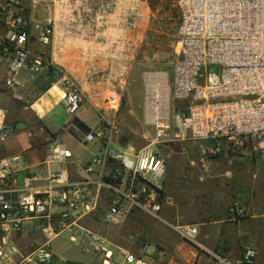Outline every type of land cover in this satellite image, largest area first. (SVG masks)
<instances>
[{
	"label": "built area",
	"instance_id": "built-area-1",
	"mask_svg": "<svg viewBox=\"0 0 264 264\" xmlns=\"http://www.w3.org/2000/svg\"><path fill=\"white\" fill-rule=\"evenodd\" d=\"M30 1L37 4L41 0ZM176 4L178 51L171 96L175 103H186L185 113H174L177 128L188 132L192 141L204 143L206 160L238 153L246 140L258 144L253 147L257 151L264 143V0H177ZM0 22L5 29L0 53L10 61L6 86L20 85L24 71L36 74L44 65H52L29 48L33 33L39 44L51 43L55 34L52 17L32 22L20 0H7L0 2ZM209 66L218 69L208 72ZM56 75L65 112L74 118L85 104V94L60 69ZM109 99L114 114L98 112L102 121L98 132H83L70 122L83 144H100L90 159H76L56 137L48 140L39 171L21 168L19 156L0 159V264H76L53 249V242L63 235L84 253L98 255L99 264H151L148 253L139 256L113 245L86 222L101 219L118 224L133 211L160 217L159 184L166 166L156 147L170 129V105L165 118L149 121L157 132L146 147L120 149L115 137L122 97L113 92ZM11 135L6 113L0 110V145ZM71 165L76 166L75 172ZM229 212L235 218L244 216L237 203ZM29 226L30 233L40 227L44 241L30 244L24 253L16 239ZM176 229L192 241L199 233L192 225ZM157 254L165 255L163 251ZM212 255L218 264H231L219 254ZM257 257L256 250L246 248L240 264H256Z\"/></svg>",
	"mask_w": 264,
	"mask_h": 264
},
{
	"label": "crops",
	"instance_id": "crops-1",
	"mask_svg": "<svg viewBox=\"0 0 264 264\" xmlns=\"http://www.w3.org/2000/svg\"><path fill=\"white\" fill-rule=\"evenodd\" d=\"M20 2L32 22L47 17L54 19L55 34L51 43L39 44L33 33L29 44L33 53L41 55L52 65H44L36 74L24 71L18 79L20 85L12 88L7 86V93L1 96L0 110L5 111L6 124L13 131L11 137L0 145V159L19 156L18 164L21 168L39 171L48 140L59 138L46 121L57 107L64 105L56 70L63 71L84 92L85 104L81 110L87 106L88 111H104L108 116L113 115L110 93L117 92L122 97L128 86H124V82L132 69L128 62L132 46L127 44L135 43V36L132 37L129 29V13L134 14L137 10L139 14L144 3L140 0H41L37 4L30 0ZM4 34L5 29L0 22V37ZM5 58L0 53L1 61ZM49 67L55 71V82L46 91L40 92L39 77ZM8 71L9 67L5 81ZM13 99H18L17 108L25 116L23 119L11 117L8 120L9 106L13 104ZM76 118L79 117H71L64 129L83 146L80 155L74 153L75 158L88 160L97 153L100 144L85 146L79 140V131L70 124ZM80 120L86 124L84 118ZM19 122L25 123V128L17 129ZM115 144L120 149L132 145L118 143L116 137ZM196 144L200 156L196 155ZM247 148L248 144L238 153L232 154H244L249 151ZM156 150L164 158L166 166L159 184L161 212L159 218L146 220L153 221L147 230L150 247H159L165 255L159 257L157 253L146 252L148 261L151 264H218L212 255L216 253L231 264H240L246 248H253L258 255L256 264H264V196L257 193L249 196L236 194L229 183L233 179L232 175L218 176L211 173L210 168L218 165L219 158L226 155L206 160L203 157L204 143L192 141L189 133L182 132L177 126H170ZM70 169L75 172L76 166L71 165ZM233 202L242 207L243 217L235 218L231 215L229 207ZM134 215L142 217L145 214L133 211L129 218ZM185 225L198 228L196 240L187 239L176 229ZM24 233L16 239L17 243L24 239ZM19 246L27 253L30 244Z\"/></svg>",
	"mask_w": 264,
	"mask_h": 264
},
{
	"label": "rangeland",
	"instance_id": "rangeland-1",
	"mask_svg": "<svg viewBox=\"0 0 264 264\" xmlns=\"http://www.w3.org/2000/svg\"><path fill=\"white\" fill-rule=\"evenodd\" d=\"M140 1L144 3L140 13L137 14V10L134 14L129 13L131 18V21L129 20V29H131L132 37L135 36V43H132V45L127 44L132 46L131 51L128 53V62L131 64L132 69L129 72L128 79L124 82V86L126 84L128 86H126L122 94V101L117 112L119 132L116 135L118 143L125 146L130 143L136 147H143L150 143L157 132L156 126L149 124L147 119V85L145 78L148 74H161L166 78L172 117L170 125L176 126L177 124L173 118L174 113L186 112V107L177 106L171 96L173 63L178 51L179 12L176 4L177 0ZM1 3L5 4L4 1ZM9 65L10 61L8 58L3 61L0 59V100L1 96L8 91L5 84V76ZM217 69L215 66H209L207 71L214 72ZM127 88L129 89L128 91ZM17 105H19L18 99H13V104L9 106L8 120L11 117H17V119L25 117L21 114V109L17 108ZM87 109V106L85 109H80L77 114L78 119L84 118L86 125L91 131L98 132L102 124L101 117L97 112L88 111ZM109 117H113V115H109ZM70 119L71 116L65 112L64 105H61L56 108L55 112L46 121L52 131L58 133L59 139L68 144L75 154L80 155L83 146L64 129ZM10 129L12 130V128ZM246 144H248L247 149H249L250 155L247 150L246 153L237 156H233V154L223 156L219 158L218 165L210 168V171L218 176L232 175L233 179L229 183L236 194L240 193L243 196H249L257 193L260 196H264V143L261 144L257 151H254L253 147L255 145L258 146V144L252 140H246ZM196 146V155L199 154L200 156L198 144ZM235 203L233 202L232 205ZM147 218L150 219L152 217L146 214L142 215V217L134 215L118 224H110L98 219L88 221L86 225L91 230L107 238L113 245L126 248L136 255L141 256L145 252L156 254L160 251V248L150 247L151 242L148 239L149 232L147 230L151 228L149 223L153 221L146 220ZM30 230V226L26 228L24 239L18 242L19 245L43 243L44 236L40 227H37L32 233H30ZM52 246L61 258L76 264L100 263L98 255L84 253L78 245L72 244L66 235L55 240ZM147 246L150 248L148 249ZM26 251L28 252L29 248Z\"/></svg>",
	"mask_w": 264,
	"mask_h": 264
},
{
	"label": "bare ground",
	"instance_id": "bare-ground-1",
	"mask_svg": "<svg viewBox=\"0 0 264 264\" xmlns=\"http://www.w3.org/2000/svg\"><path fill=\"white\" fill-rule=\"evenodd\" d=\"M148 89L146 100V112L148 121H156L168 115L169 89L167 90L166 78L161 74H148L145 78ZM161 101V105L156 106V101Z\"/></svg>",
	"mask_w": 264,
	"mask_h": 264
},
{
	"label": "trees",
	"instance_id": "trees-1",
	"mask_svg": "<svg viewBox=\"0 0 264 264\" xmlns=\"http://www.w3.org/2000/svg\"><path fill=\"white\" fill-rule=\"evenodd\" d=\"M54 72H55L54 69L52 67H49L45 71L44 75L39 77V91L40 92L46 91L55 82L56 78L54 77ZM176 105L186 107V103L182 104V103L177 102ZM75 136L76 138L79 139L78 135H75Z\"/></svg>",
	"mask_w": 264,
	"mask_h": 264
},
{
	"label": "water",
	"instance_id": "water-1",
	"mask_svg": "<svg viewBox=\"0 0 264 264\" xmlns=\"http://www.w3.org/2000/svg\"><path fill=\"white\" fill-rule=\"evenodd\" d=\"M74 124H75V126L79 129V130H81V131H83V132H86V133H90L91 132V129L83 122V121H81L80 119H78V118H76L75 120H74ZM25 123H23V122H19L18 124H17V126H16V128L17 129H21V128H25Z\"/></svg>",
	"mask_w": 264,
	"mask_h": 264
}]
</instances>
